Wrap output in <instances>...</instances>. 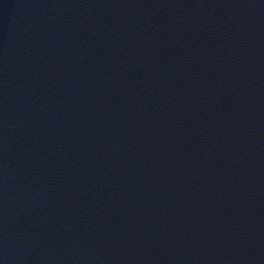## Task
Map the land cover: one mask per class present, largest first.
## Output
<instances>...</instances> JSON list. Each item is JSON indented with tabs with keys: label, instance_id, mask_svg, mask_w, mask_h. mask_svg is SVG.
I'll use <instances>...</instances> for the list:
<instances>
[{
	"label": "water",
	"instance_id": "obj_1",
	"mask_svg": "<svg viewBox=\"0 0 264 264\" xmlns=\"http://www.w3.org/2000/svg\"><path fill=\"white\" fill-rule=\"evenodd\" d=\"M0 264H264V0H0Z\"/></svg>",
	"mask_w": 264,
	"mask_h": 264
}]
</instances>
